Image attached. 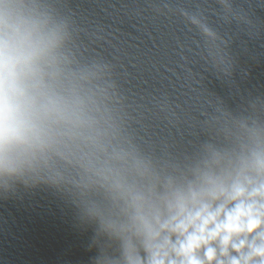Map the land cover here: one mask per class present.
<instances>
[{
    "label": "clouds",
    "instance_id": "clouds-1",
    "mask_svg": "<svg viewBox=\"0 0 264 264\" xmlns=\"http://www.w3.org/2000/svg\"><path fill=\"white\" fill-rule=\"evenodd\" d=\"M130 128L113 65L83 55L69 16L51 0H0V196H60L91 232L89 264H264L260 110L218 117L183 156Z\"/></svg>",
    "mask_w": 264,
    "mask_h": 264
}]
</instances>
